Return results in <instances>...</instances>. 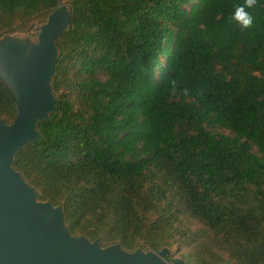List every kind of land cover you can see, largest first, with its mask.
Here are the masks:
<instances>
[{
  "label": "trees",
  "instance_id": "obj_1",
  "mask_svg": "<svg viewBox=\"0 0 264 264\" xmlns=\"http://www.w3.org/2000/svg\"><path fill=\"white\" fill-rule=\"evenodd\" d=\"M60 1L56 110L14 168L74 236L264 264V0L244 30V0H0V38L37 41ZM16 105L0 78V120Z\"/></svg>",
  "mask_w": 264,
  "mask_h": 264
},
{
  "label": "water",
  "instance_id": "obj_2",
  "mask_svg": "<svg viewBox=\"0 0 264 264\" xmlns=\"http://www.w3.org/2000/svg\"><path fill=\"white\" fill-rule=\"evenodd\" d=\"M69 22L70 12L60 2L39 24L37 41L0 38V78L17 100L14 120H0V264H181L179 257H168L167 247L127 251L117 243L101 246L98 239L72 235L62 207L40 200L12 165L14 154L40 137L37 121L56 110L55 41Z\"/></svg>",
  "mask_w": 264,
  "mask_h": 264
},
{
  "label": "clouds",
  "instance_id": "obj_3",
  "mask_svg": "<svg viewBox=\"0 0 264 264\" xmlns=\"http://www.w3.org/2000/svg\"><path fill=\"white\" fill-rule=\"evenodd\" d=\"M257 0H244L243 4L235 6V9L229 18V22H235L241 30L253 27L254 17L247 11V9L255 6Z\"/></svg>",
  "mask_w": 264,
  "mask_h": 264
},
{
  "label": "rangeland",
  "instance_id": "obj_4",
  "mask_svg": "<svg viewBox=\"0 0 264 264\" xmlns=\"http://www.w3.org/2000/svg\"><path fill=\"white\" fill-rule=\"evenodd\" d=\"M61 2V1H60ZM38 30H39V24L37 26ZM10 36H13V37H17L19 39H29L30 41H32L30 38H28L25 34H22V33H15V34H12ZM170 258H176V257H179L180 258V252L176 249V247H172L171 250H170ZM183 262H181L182 264Z\"/></svg>",
  "mask_w": 264,
  "mask_h": 264
}]
</instances>
